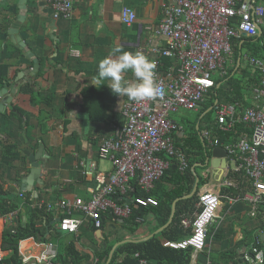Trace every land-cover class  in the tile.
Returning <instances> with one entry per match:
<instances>
[{"label": "crops", "instance_id": "obj_1", "mask_svg": "<svg viewBox=\"0 0 264 264\" xmlns=\"http://www.w3.org/2000/svg\"><path fill=\"white\" fill-rule=\"evenodd\" d=\"M42 1L44 4L40 6V0H28V11L25 19H22L19 17V0H0V105L8 98L12 99L0 115V181L11 196V201L17 205L15 210L0 215V254L4 259L12 252L4 246L5 229L18 226L19 223L26 227L37 211L41 215L37 226L42 234L20 241L22 260L26 257L36 259L42 253L50 252L56 254L59 264H99L97 252L107 245L106 237L116 241L115 244L128 239L143 242L152 238L150 236L155 232V235L161 233L173 220L168 225L160 226L159 219L151 213L139 218V229L129 233L123 225L125 218L117 217L122 226L120 228L113 226L114 219L107 218V229L101 230L94 228L87 219L78 233H69L55 228L64 212L49 211L46 203L74 200L76 197L89 199L92 191L102 184L104 176L113 170L112 161L102 158L99 149L102 139L112 135L113 124H124V106L128 99L113 94L107 84L101 86L107 81L97 80L98 64L113 46L119 45L125 51L142 49L150 59L160 61L158 69L161 71H164V63L168 64L167 68L174 66L173 60L159 56L153 50L167 45L166 37L158 32V26L164 17V5L174 0H75L73 16L56 19L55 25L53 8L47 0ZM259 3L264 2L259 0ZM125 6L133 8L138 16L131 26L122 22ZM4 7L8 8L9 14H5ZM243 36L253 38L254 43H245L246 39H243L238 45L235 40L232 61L228 63L227 69L228 73L232 69V76L241 72L246 81L243 84L247 86L244 90L246 100L251 103L248 106H254L253 89L261 79L259 70L248 57L264 58V27H261L258 36ZM35 59L40 63L38 71ZM244 59L246 64H243ZM127 78H132L130 73ZM218 78L217 88H232L226 78ZM31 96H36L34 102ZM220 102L230 101L222 98ZM207 112H197L202 113L197 122H188L186 126L182 113L178 120L171 114L182 127L173 134L174 142L178 152L190 162L188 166H192L195 178L193 189L198 183L195 193L198 197L205 190L222 191L223 183L227 180L228 158L227 167L223 170L212 164L213 159L226 158L220 151L221 154L216 155V148L226 150L225 146L237 143L239 137L247 134L250 138L252 134L251 129L245 126L239 133V126L234 130L223 131L217 125V115L215 118L208 117V113L213 110ZM221 134L229 139H222ZM217 139L219 143L215 144ZM4 143L16 144L14 156L3 155ZM35 154L39 156L41 174L37 175V181L33 179L31 184L23 187L19 182L32 174L31 156ZM174 158L170 167L177 165L180 173L184 174L187 169L181 170L179 160ZM230 172L241 174L233 170ZM171 173L158 181L150 192L143 191L157 199L176 190L178 186L172 180ZM236 180L233 178L232 181ZM249 188L246 185L234 189L243 193ZM21 193L24 195L21 196ZM5 199V196H0L3 208L6 207ZM41 202H45L44 209L39 206ZM243 209L238 205L227 209L223 203L210 229V249L216 224V229L227 232L226 243L219 247L221 251H233V247L228 244L235 245L236 251L229 258L230 264H239L240 252L250 247L260 228L264 227L260 219L254 220L253 217L252 223L241 225L240 216L235 215ZM187 228H191L192 234L193 227ZM110 229L117 232L114 240ZM211 253L196 254L193 251L191 264H208V256L212 264ZM201 254L203 260L200 259ZM117 262L122 263V260Z\"/></svg>", "mask_w": 264, "mask_h": 264}, {"label": "built area", "instance_id": "obj_2", "mask_svg": "<svg viewBox=\"0 0 264 264\" xmlns=\"http://www.w3.org/2000/svg\"><path fill=\"white\" fill-rule=\"evenodd\" d=\"M47 1L54 10L55 19L73 16L75 0ZM163 12L158 32L166 37L167 45L153 50L175 64L161 71L158 69L160 61L155 62L162 98L125 103L124 124H113L112 135L101 142L99 154L110 159L114 168L104 176L100 187L92 191L89 199L76 197L46 203L49 211L64 212L55 226L57 230L78 233L87 219L94 228L101 230L106 213L128 218L133 213L132 203L157 206L159 201L153 196L133 197V182L137 181L142 190L150 192L169 169L170 158L179 160L181 170L188 168V160L178 152L173 136L182 127L171 114L180 109L203 112L217 87L218 76L228 74L234 41L241 39L243 34L258 36L259 26L264 27V3L259 0H174L164 5ZM121 18L124 24L131 26L138 16L133 8L125 6ZM248 60L260 72V83L253 89L256 104L243 106L240 102L216 100L208 110L216 113L217 125L223 131L234 130L240 123L251 129L250 138L245 134L237 143L225 146L229 165L225 173L227 180L223 183L224 187L241 188L238 179L228 180V173L233 170L250 181L251 189L236 196L214 190L201 192L194 218L183 220L186 228L193 227L192 234L183 240L167 241L166 246L190 247L196 254L211 253L210 229L225 200L230 205L245 202L251 217L260 219L264 226V58L249 56ZM218 143L219 140H215V144ZM39 206L43 208L45 202ZM135 258V264H151L139 252ZM2 259L0 254V261ZM23 264L59 263L56 254L44 252L36 259L24 258ZM208 264H211L210 256ZM239 264H264V227L250 247L240 252Z\"/></svg>", "mask_w": 264, "mask_h": 264}, {"label": "trees", "instance_id": "obj_3", "mask_svg": "<svg viewBox=\"0 0 264 264\" xmlns=\"http://www.w3.org/2000/svg\"><path fill=\"white\" fill-rule=\"evenodd\" d=\"M243 39H246L245 43L248 44L254 43V41L252 40L253 38L250 37L246 38L243 36L241 37V39H237L238 45L242 42ZM167 66L168 64L166 65L164 63L162 69L163 70L168 69ZM42 74L43 71H41V75ZM218 79H217V83L219 82ZM226 79L227 81H229V83H231L232 88L229 90H225L222 89L221 87L219 88L216 87L213 90L211 97L209 101L206 103L205 109L202 113H205L210 108V106L214 104L215 100L218 97L220 101H222V98H226L230 102H240L243 104V106L251 105V103H249L246 100V92H244V90L247 89V86H245L243 82L240 79H238L235 75L232 76V69L229 70V73L226 75ZM36 96H31V101L34 102L36 100ZM14 107L21 109L18 105H14ZM238 126L240 128L238 130L239 133V131L240 132L242 131V126L245 125L240 123L238 124ZM193 128L194 130L196 129L194 126ZM224 137L225 136L221 134V138L223 139ZM225 139L228 140L229 138L225 137ZM15 149H16L15 143L5 144L2 153L3 155L14 156L16 154ZM191 167H192L191 165L188 166L184 174L180 173L177 165H172L166 171L163 178H165L171 172H173V174L171 173V178L174 181V183L178 186V188L176 190L170 191L169 193H165L164 195L157 197L159 201L157 206H150L149 208L132 203L133 213L131 214L130 217L125 218L123 222V225L128 229L129 233H135L139 229L140 227V223L138 222L139 218H142L151 213L155 218L159 219L160 226L167 224L172 213L173 202L177 198L179 197L181 198L184 195L189 194L193 189L195 178ZM228 177L231 179L233 178L238 179L241 183L240 185L241 187L249 185L250 186L249 189H251L250 181L243 174L242 175L234 174L230 172L228 173ZM133 184H134L132 191L133 197L136 196L146 197L152 195L151 193H146L145 191L141 190L137 181H134ZM222 192L223 194H228L231 196H236L239 193V191L235 190L233 187H224L222 188ZM0 196H5L6 198L5 199L6 207L3 208L4 206L0 205V215L2 214L5 215L15 210L17 205L14 203V201L13 202L11 201L12 200L11 196L7 194V192L4 189V184L1 181H0ZM198 200L199 197L197 194H195L191 198L181 199L180 201H178L177 210L173 222L167 228H165L161 233L154 235L152 238L146 241L127 242L122 245H119L114 253L111 264H115L118 260H122L123 264H135L137 262V259L135 258V254L137 252H139L141 256L150 259L153 262V264H191L192 255L194 251L193 248L188 247L186 249H176L166 246L165 242L170 240L171 241L183 240L191 235L190 234L191 228H186L183 224V220L187 217L189 218L194 217L195 212L198 211L199 209ZM107 218H112L114 219L115 222H118L117 217H115L113 214L106 213L104 216L105 224L102 229H105ZM39 219H41L40 212L36 211L35 215L32 216L26 227H23L21 223H19L18 226L17 225L15 227L9 226L8 228L5 229L4 246L6 247V249H11L12 252L9 256L5 257L2 261H0V264H23V260L19 252L20 241L41 233V229L37 226L38 225L37 221ZM44 227L45 229H47V226ZM105 239L107 241V245H105L103 250L97 252V255L100 259L99 264H104L107 261L109 257V253L116 242V241H110L107 237ZM232 256H233L232 254L230 256L228 255L226 257L227 260L223 264H230L231 260L229 258H232ZM200 259L201 260L204 259L203 254H201Z\"/></svg>", "mask_w": 264, "mask_h": 264}, {"label": "clouds", "instance_id": "obj_4", "mask_svg": "<svg viewBox=\"0 0 264 264\" xmlns=\"http://www.w3.org/2000/svg\"><path fill=\"white\" fill-rule=\"evenodd\" d=\"M97 80L107 81L101 86L107 84L113 94L137 103L162 98L156 63L142 49L133 52L113 46L98 64Z\"/></svg>", "mask_w": 264, "mask_h": 264}, {"label": "rangeland", "instance_id": "obj_5", "mask_svg": "<svg viewBox=\"0 0 264 264\" xmlns=\"http://www.w3.org/2000/svg\"><path fill=\"white\" fill-rule=\"evenodd\" d=\"M5 8V14H9V10L8 8L4 7ZM246 59V58H245ZM244 59L243 61V64H246L247 61ZM228 67H229V64H228ZM227 67V68H228ZM241 72H238L236 74V77L238 79H240L244 84L246 81L245 78L243 76H241L240 74ZM226 76L222 78V80H225ZM224 89H227V87L225 86ZM222 94V93H221ZM220 94V95H221ZM215 98V97H214ZM183 114L185 119L183 121V123H185V126H186V123L188 122H191L192 124L196 123L197 120L200 118L201 114L200 113H197L195 111H191V110H185V109H180L179 112H176V113H173L172 114V117H174V119L178 120L179 119V114ZM208 117L210 118H215L216 117V114L215 112H211L208 114ZM178 118V119H177ZM206 120V117L203 119V121ZM191 124V125H192ZM45 125V123H44ZM187 129V127H186ZM225 203V208H229V207H232V205H230L226 200L224 201ZM235 205H238L239 207H242L244 208L242 212H240L239 214H236L235 216L239 217L240 216V220L242 221V224L241 225H247L249 223H252L253 219L252 217L249 215V206L245 203V202H239ZM249 209V210H248ZM234 219V218H233ZM255 220V218H254ZM236 221V220H235ZM236 223L238 224V221H236ZM113 226H118V228L122 227L118 222H114ZM218 226V224H216L215 228H214V232H213V235H212V244H211V250H212V264H220L221 262H225L227 260V256L228 255H231L233 253H235L236 251V248H235V245H230L228 244L230 247H233V251L231 249H228V251L225 252L224 251H221V249L219 247L223 246L224 243H226L227 239L225 234H227L226 230H223V229H216ZM107 229V225L105 227ZM227 231L231 232L230 230L227 229ZM234 231V229L232 230ZM112 233V239L114 237H116V233L114 230L110 229V231ZM236 232V231H234ZM114 240V239H113ZM202 264V262H201Z\"/></svg>", "mask_w": 264, "mask_h": 264}, {"label": "water", "instance_id": "obj_6", "mask_svg": "<svg viewBox=\"0 0 264 264\" xmlns=\"http://www.w3.org/2000/svg\"><path fill=\"white\" fill-rule=\"evenodd\" d=\"M27 1L28 0H19V7L21 8V10H20V16L19 17L22 18V19L26 16L27 11H28ZM43 4H44V2L42 0H40V4L39 5L40 6H43ZM52 11L54 12V10H52ZM55 23H56V19H53V24L55 25ZM258 29H259V32H260L261 31V26H259ZM35 62H36V71H38V68L40 66L39 60L38 59H35ZM11 102H12V99L8 98V100L5 103H2L0 105V115L4 111L5 106L7 104L8 105L11 104ZM0 126H1V123H0ZM219 151L222 153V156H226V158H224L222 160L219 159V158L218 159H213L212 160V164H213V166H216V167H218V168H220V169L223 170V169H225L227 167V151L224 148H216V150L214 151V153L219 156L221 154V153H219ZM31 158H32V172H31L32 174H30L26 179H23L22 182H19V183H21L23 185V187H25L26 184L27 185L28 184H31L33 179H35V181H37V175L38 174H41V168L42 167H41V164L38 162L39 156L37 154H35L34 156H31ZM197 190H198V183H196L193 191L190 194L183 196V198L193 197L195 195V193L197 192ZM180 199L181 198H177L174 201L173 207H172L171 218H170L169 222L166 225H168V224H170L172 222V220L174 218V215L176 213L177 203H178V201H180ZM155 233H157V232H155ZM155 233L152 234L150 237H153L155 235ZM150 237H148V238H150ZM148 238H145V240L148 239ZM132 241L133 240L128 239V240H124V241H121V242L116 243L114 245L111 253H110L109 259H108V261H107L106 264H109L111 262V260L113 258V255L115 253V250L117 249V247L119 245H122V244L127 243V242H132Z\"/></svg>", "mask_w": 264, "mask_h": 264}]
</instances>
